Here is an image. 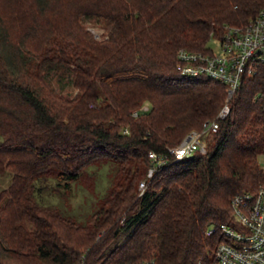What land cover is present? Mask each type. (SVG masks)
Segmentation results:
<instances>
[{
    "label": "trees",
    "instance_id": "obj_1",
    "mask_svg": "<svg viewBox=\"0 0 264 264\" xmlns=\"http://www.w3.org/2000/svg\"><path fill=\"white\" fill-rule=\"evenodd\" d=\"M263 5L0 0V174L11 172L0 190V264H209L219 225L232 223V197L264 183V66L242 74L220 118L225 83L182 74L176 54L208 52L210 38ZM214 118L205 151L170 153ZM150 151L165 162L148 177ZM101 164L106 185L85 221L35 196L38 178L67 190Z\"/></svg>",
    "mask_w": 264,
    "mask_h": 264
},
{
    "label": "built area",
    "instance_id": "obj_2",
    "mask_svg": "<svg viewBox=\"0 0 264 264\" xmlns=\"http://www.w3.org/2000/svg\"><path fill=\"white\" fill-rule=\"evenodd\" d=\"M214 38L218 40V51L180 47L176 54L177 68L182 74H204L225 83L226 99L217 114L222 118L229 111L228 99L240 84L242 74L252 73L258 65L264 66V5L247 22L226 26L222 36ZM141 108H148L147 103ZM217 128V118L203 122L201 129L190 130L179 143L170 147V153L180 159L195 150L205 151L204 134ZM149 156L148 177L156 166L165 162L154 151H150ZM144 187L145 180H141V192ZM231 216L232 223L218 227L222 239L214 246L209 264H264V183L255 192L235 194L231 199ZM212 232V227L205 231L207 235ZM132 264L156 262L147 258Z\"/></svg>",
    "mask_w": 264,
    "mask_h": 264
},
{
    "label": "rangeland",
    "instance_id": "obj_3",
    "mask_svg": "<svg viewBox=\"0 0 264 264\" xmlns=\"http://www.w3.org/2000/svg\"><path fill=\"white\" fill-rule=\"evenodd\" d=\"M85 26L96 37L104 34L100 23L83 19ZM214 51L219 50L218 40L210 38L207 42ZM52 83L62 93H73L72 84L61 78L53 77ZM259 164L264 167V153L258 155ZM106 167L90 165L85 169L86 175L79 177L78 180L70 183L69 189L55 186V180L51 177L38 178L35 183V196L45 202L59 206L65 213L70 214L79 221H85L93 207L94 196L101 193L106 185ZM11 172L5 171L0 174V190L10 182Z\"/></svg>",
    "mask_w": 264,
    "mask_h": 264
}]
</instances>
